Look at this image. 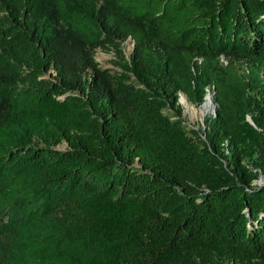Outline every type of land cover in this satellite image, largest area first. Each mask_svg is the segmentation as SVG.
<instances>
[{
    "label": "trees",
    "instance_id": "1",
    "mask_svg": "<svg viewBox=\"0 0 264 264\" xmlns=\"http://www.w3.org/2000/svg\"><path fill=\"white\" fill-rule=\"evenodd\" d=\"M129 38L144 88L95 60ZM222 57L264 62V0H0V264L264 262V81ZM211 84L203 140L165 109Z\"/></svg>",
    "mask_w": 264,
    "mask_h": 264
},
{
    "label": "rangeland",
    "instance_id": "2",
    "mask_svg": "<svg viewBox=\"0 0 264 264\" xmlns=\"http://www.w3.org/2000/svg\"><path fill=\"white\" fill-rule=\"evenodd\" d=\"M135 50L134 41L129 38L121 44L118 50L113 48L98 49L95 54V60L99 66L103 69L109 70L113 75L121 76L125 75L129 82L136 85L139 88H144L143 83L134 75L131 70V58ZM158 55L163 59L165 54L161 50H157ZM221 63L226 67L229 63H233L234 69L239 76L248 81L249 74L254 71L256 76L264 81V62H252L248 60H228L225 57L221 58ZM194 75H198V68L195 62L192 65ZM256 86V85H253ZM186 95L190 103L201 106L206 99L207 94H211L213 97L216 110L206 117L203 123L198 120L191 121L190 115L186 113L185 107L181 102V96ZM179 100L176 104H168L165 113L170 115L173 119H180L188 131L196 130L200 133L201 139L205 140V134L209 132L210 126L215 123L218 117V111L220 109L217 101L216 88L213 84L209 85L206 89V95L201 100L197 94L195 100L189 98L184 92L178 94ZM250 97L252 102V113L246 117V122L252 125L258 132L264 136V87L253 88L250 91ZM208 119V121H207ZM256 120H259L261 126L256 125ZM256 136L245 128L244 134L239 138L235 144V149L238 151L242 165L248 172L258 173L259 179L254 183V186H260L264 183L263 169L260 167L262 163V152L258 148ZM262 139V137H259ZM263 140V139H262ZM261 140V141H262ZM230 144L226 143L228 147ZM60 149H66V145L59 147ZM180 264H264V262L255 261L252 263H242L235 260L226 259L218 254L213 253H201L191 257L185 258Z\"/></svg>",
    "mask_w": 264,
    "mask_h": 264
},
{
    "label": "bare ground",
    "instance_id": "3",
    "mask_svg": "<svg viewBox=\"0 0 264 264\" xmlns=\"http://www.w3.org/2000/svg\"><path fill=\"white\" fill-rule=\"evenodd\" d=\"M181 102L185 107L186 113L190 115L192 122L198 120L203 123L206 117L216 110L211 94H207L205 102L201 106L190 103L188 97L184 94L181 96Z\"/></svg>",
    "mask_w": 264,
    "mask_h": 264
}]
</instances>
